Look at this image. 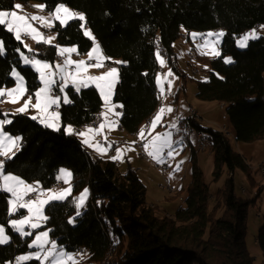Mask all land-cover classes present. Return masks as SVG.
Segmentation results:
<instances>
[{
	"label": "trees",
	"instance_id": "obj_1",
	"mask_svg": "<svg viewBox=\"0 0 264 264\" xmlns=\"http://www.w3.org/2000/svg\"><path fill=\"white\" fill-rule=\"evenodd\" d=\"M34 1L48 9L64 3L84 13L86 27L104 55L123 62L116 63L119 82L113 103L123 105L120 127L127 134L138 133L160 106L155 81L157 50L184 83L186 77L178 68L173 50L182 29L223 30L220 56L207 58L208 79L196 82V97L224 105L236 141L254 143L264 138V37L249 41L244 50L236 46L238 37L264 24V0H0V10H12L17 2ZM80 23L74 20L66 28L56 24L54 31L59 45L75 46L78 54L84 55L93 41L84 35ZM0 40L5 46V54L0 56V89L15 85L11 76L15 68L25 78L28 95L34 96L40 82L32 68L22 65L20 54H27L22 44L3 26ZM36 49L40 60L53 62L57 57L56 47L38 44ZM229 57L234 62L226 64L224 59ZM65 91L73 103H60L59 130L45 127L27 113L9 115L12 123L3 129L11 136L22 137L14 157L4 160L6 174L46 189L58 183L56 176L61 168L73 173L72 195L44 209L48 217L44 227L51 229L59 249H83L85 264H255L245 244L250 202L235 194L233 183L236 169L247 177L251 173L244 157L232 149L226 131L192 122L194 129L210 139L213 180L218 181L224 173L231 175L212 208L209 187L193 154L184 204L174 215L159 217L146 203L145 186L134 170L129 168L120 175L114 161L88 155L79 137L64 131L66 126H86L98 115L102 99L97 89L90 86L77 94L69 86ZM182 129L180 135L188 133L184 121ZM86 188L90 196L77 216L72 201ZM7 197L0 192V225L8 223ZM8 230L12 239L0 245V264L29 250L28 238ZM256 242L264 264V223Z\"/></svg>",
	"mask_w": 264,
	"mask_h": 264
},
{
	"label": "snow or ice",
	"instance_id": "obj_2",
	"mask_svg": "<svg viewBox=\"0 0 264 264\" xmlns=\"http://www.w3.org/2000/svg\"><path fill=\"white\" fill-rule=\"evenodd\" d=\"M36 7L39 11H43L45 8L44 5H37ZM14 8L16 10H0V26H3L8 32L13 33L18 41L22 42V37L27 36L36 43L52 45V42L56 37L45 36L33 26V22H38L43 28L52 29L55 27L56 22L59 23L60 27L66 28L70 22L78 20L81 22V29H85L84 35L93 41V47L91 51L87 53L88 61H75L71 59V55L78 54L77 47H61L56 45L57 55L64 57V59L63 64L56 65L55 69H53V67L46 61L37 59L35 56L28 57L21 53V60L25 65H30L31 68L38 73L42 85L34 93L35 104H32L33 95H28L25 78L15 68H13L11 72V76L15 80V86L12 89H0V96H8L12 98L10 102L16 103L20 98L28 95V98L24 101L23 107L18 108L16 112L22 113L29 107H33L38 113V116L31 117L33 120L38 119V122L45 127L59 130V113L49 111V109L53 105L59 108L61 101L64 104L73 103L72 99H70L65 91L69 86L79 94L82 89L94 85L99 92L101 99L104 101V111L100 113L102 120L98 127H88L84 132L78 133V135L83 137L82 143L84 145L93 148L101 155L106 154V152L111 149L112 144L107 142L105 129L110 132L119 127L118 118L121 113L115 112L114 109L123 107V105H117L111 102L115 85L119 82L118 70L116 68H111L99 76L88 75L90 68H102L104 66V61L108 59V57L103 54V51L99 43L96 41V38L92 35L91 30L86 29V17L84 13L73 11L64 3H58L55 8L49 12L48 16H28L27 14H19L17 10L22 11V5L20 4H16ZM142 31H147V29H142ZM191 35L194 40L200 36V34L197 33H192ZM224 35L225 33L223 31L203 34V36L200 37L203 40V43L197 44V51H200L202 55L219 57V44L222 42ZM259 38L260 37L254 29L237 39V47L246 48L249 46V41ZM29 52H31V49H29ZM4 54V42L0 40V56ZM156 58L161 67H164L165 61L161 57L159 50H157ZM90 61H95V63H89ZM224 62L230 64L234 61L229 57L225 58ZM116 63L123 62L116 61ZM145 75H147V73H145ZM170 77L172 79L175 78L171 69H169L163 78L160 74H157L156 84L160 92L158 99L166 98V94H171L172 79H169ZM57 79L59 80V91L60 93H63V96L53 95V87L57 85ZM165 84H167V93L165 91ZM172 111L173 109L170 106H161L147 130L141 128L138 133L139 140L143 142V150L145 154L158 165H163L174 159L175 155H178L181 150L179 145H182V141H174L171 132L156 133L155 135L152 134L156 127L161 123L163 116L165 114H170ZM7 115L8 114L5 113V118L0 120V156L11 159L12 156L15 155V152L19 150L22 137H12L4 132V126L12 123V121L7 118ZM110 116H115L116 119H111ZM170 127L176 128V123L173 122ZM64 131L69 135L76 134L71 126L65 128ZM96 136H104L107 147L101 146L99 142L94 143ZM133 150L134 149L131 146L116 148V155L111 158L122 162L124 154ZM9 153H11V155H9ZM182 163L183 161L180 162V164ZM179 167L180 165L177 164L175 171H179ZM72 177L73 173L70 170L61 168L56 179L63 182V184L68 185V187L60 191H44L40 188L38 183L35 185L29 184L19 176L6 174L4 172V161H0V192L9 194L7 199L8 215H14L20 209H26L28 212L27 216L10 221L9 226L12 230L18 233L22 238L27 237L32 233L31 231H25V227L34 230L40 227L42 221H47L48 217L44 215L45 207L50 203L64 202L68 199L72 192ZM169 179H172V176H170ZM34 192L38 193L35 199H26ZM88 195L89 190L85 189L79 197H76L72 201L76 207L77 216L81 215V210L85 206ZM41 197H46V199H42ZM73 222L74 218L69 220V223ZM9 242L10 236L6 233L4 227H0V245H5ZM28 247L35 248L37 251L29 255L17 257L16 264H24L25 261L31 259L39 260L40 264H45L46 261H50L51 264H78V261L73 255L66 253L62 248L58 249L56 242L49 240L48 231L38 233Z\"/></svg>",
	"mask_w": 264,
	"mask_h": 264
},
{
	"label": "rangeland",
	"instance_id": "obj_3",
	"mask_svg": "<svg viewBox=\"0 0 264 264\" xmlns=\"http://www.w3.org/2000/svg\"><path fill=\"white\" fill-rule=\"evenodd\" d=\"M16 4L22 5V11L17 10L19 12V14H27L28 16H32V15L48 16L49 12L55 8L54 7L53 9H48L44 3L36 2V1L29 2V3L17 2ZM37 5H44L45 6L44 10L39 11L38 8L36 7ZM12 10H16V9L14 8ZM9 11H11V10H9ZM56 24H59V23L56 22ZM56 24H55V26H56ZM33 26L36 27L39 31H41L45 36H55L56 37V39L53 40L52 45H47V46L55 47L56 45H58L61 47H73V46H62V45H59L57 43V35H56V32L54 31L55 27L52 29L43 28L40 26V24L38 22H33ZM261 26H264V24L257 26L255 28H252L251 30L247 31L246 33L255 29L259 37H264V27H261ZM86 29H89V28L86 27ZM83 31H85V29H83ZM183 31H184V33L182 34L183 36H181L174 43L173 50H174V54L176 56L178 68L182 73H184V75L186 77V81L184 83H182L183 81L178 76H176V74L171 70L174 77H175L174 79H172L171 77L169 78V79H172V89H171V94H170L171 97L169 100H166V99L161 100L160 99V106L158 107L155 114L150 118V123H151L152 119L156 116V114H157V112L161 106H170L173 109V111L170 114H165L163 116L161 123L156 127L155 131L152 134L155 135L156 133L171 132L169 130H166V128L169 129L170 125L173 122H175L177 124V122L179 121V118L187 119L189 111L195 113L198 116V119L194 120L192 122L198 123V121L201 120L200 122L202 123V125L204 127L212 128L215 130H222L223 132L226 131L225 129H222L223 127L228 128L229 132L228 131H226V132L229 133V134L228 133L227 134H228L229 142H230L232 149H234L236 152H238L239 149L242 148V154H244L245 157L247 158L246 162L249 166V170L251 173L250 177H247L243 173V171H241L240 169H236L233 173V183H234L235 194L238 197L250 202V205H249L248 211H247V219H246L245 244H246L247 250L249 251L251 256L254 258V263L255 264H262L263 256H262V252H261L258 244L256 243V237H257V234H258L260 227L264 223V180L261 178V176L259 175L257 170H258L259 164L264 160V141L259 140V141L252 143V144H247V143L242 144V143L235 142L232 134H230L231 131L229 130V122L225 116L224 108L221 107L218 102H204V101L198 100L196 97V91H197V83L196 82L197 81H206L208 79L209 64L207 63V58L213 57L211 55H202L200 53V51H197V44L203 43V40L200 38L203 36V34H207L209 32L218 33V32L223 31V30H221V29L209 30V31L200 32V33L192 31L191 33H197V34H200V36H198V38L195 40L191 36V41H188L186 39V37H185L186 32H185V30H183ZM223 38H222V42H223ZM200 39H201V42H200ZM210 39H214V38H210ZM237 39H236V41H237ZM18 42H20L22 44L24 50L26 51L27 54L23 53L25 56H28V57L35 56V58L39 59L36 56V52H37L36 46L38 44H43V43H36L35 41H33L29 37H27V38L22 37V42L21 41H18ZM222 42L219 44V46L222 44ZM44 45H46V44H44ZM236 46H237V43H236ZM92 47H93V45H92ZM92 47H91V49H92ZM237 48L239 50L246 49V48H239V47H237ZM29 49H31V52H29ZM91 49H90V51H91ZM87 53L84 55L72 54V55H76V56L73 57L71 55V59L75 60V61H79V60L88 61ZM20 58H21V56H20ZM59 58H61V61L58 60ZM63 59H64V57L57 55L56 59L53 62H51V61H46V62H48L53 67V69H55L56 65H58V64L62 65L63 64ZM42 61H44V60H42ZM108 61H109V63H107ZM164 61H165V59H164ZM21 62H22L23 66H28L31 68L30 65H25L22 60H21ZM117 64H119V63H117ZM117 64H116L115 60L106 59L104 61V66L102 68H99V69L90 68L88 71V75L99 76V75L104 74L105 72H107L111 68H116L118 70V76H119V69H118ZM158 67H159V69L156 72V77H157V74H160L161 77L163 78L164 75L170 69V68H168L166 61H165L164 67H161L160 63L158 62ZM37 75H38V73H37ZM38 80L40 82L39 75H38ZM58 85H59V80L57 79V85L53 87V89L57 88V90L54 89V91H56L57 93L60 92ZM116 85H115V88H116ZM14 86L10 87L9 89H12ZM41 86L42 85L40 83L39 88ZM166 86H167V84H165V87ZM115 88H114V90H115ZM113 94H114V92H113ZM57 95H59V94H57ZM62 96H63V93H62ZM4 98L5 97H3V98L1 97V99H0L2 101L1 104H3V105L0 104V109L2 110V117H0V120L5 118L4 114L6 112H4V111H5L6 107H10L13 110L12 113H7L8 119H9V115L19 114L16 112V110L18 108L23 107L24 101L28 98V95L23 96L16 103L10 102L12 99L10 97H8L6 100ZM166 98H168V95H166ZM111 102L113 103V95L111 97ZM32 104H35L34 96H33ZM221 105H223V104H221ZM29 109L31 110V112L38 114L37 111L33 107H29L25 112H22V113H29ZM49 111H51V110L49 109ZM102 111H104V101L103 100H102L101 112ZM114 111L117 112L116 109H114ZM120 117H121V115L119 116L118 119H120ZM110 118L116 119L115 116H110ZM142 128H144V126ZM105 132L107 135V142L108 143L112 144L111 141L114 140L115 138H117L119 141H116V142H122L123 147L124 146L125 147L131 146L134 149L133 151L126 152L124 156L127 155L126 158L129 160L133 169L134 170L138 169V171L140 172V175L138 174L139 178L142 181V183L144 184L145 189H146L145 190V201L150 207H152L155 210L157 216L168 217V215H166V213L169 214V212L172 210L175 213L176 210L181 206V204H182L181 202L186 197L185 189H186L187 184L191 180V163H190L191 150H190V148L184 144L182 146H179L181 148V150L179 151V154L175 155L174 159L165 163V164H167V169L160 170L157 168L158 164L154 163L145 154V152L143 150V146H142V148L137 146L138 145L137 141H132V140L125 139V138L122 139V137L120 135H123L124 137H126L125 135H127V134H125L124 132H121L119 130V128H116L114 131H110V132H108L107 129H105ZM7 135H9V134H7ZM12 137H15V136H12ZM148 138H150V137H148ZM195 139H196L195 135L192 134V142H193V145L195 147V152H194L195 159H196L197 165L199 166V168L201 169V171L203 173L204 182L209 187V192L211 195L210 206L212 208V206L215 203V198L217 196L218 191L223 189L226 179L228 177H230L231 175H227L226 173H224L223 175H221V177L219 178L218 181H214L213 177H212L214 155H213L211 149L209 148V146H207L202 151L197 150L196 145H195ZM99 140L100 141L103 140V142H105L104 136H99L97 141H99ZM133 142H135V143H133ZM243 147H247V148L245 149ZM142 153L146 157H142L139 155ZM9 155H11V153H9ZM124 156H123L122 162L120 161L121 162V168L123 169V171H125L127 168L126 162H125L126 159ZM13 157L14 156H12V158ZM3 158H6V157L0 156V161H3L2 160ZM5 160H7V159H5ZM181 161H183L182 164H180ZM177 164L180 165L179 171H175ZM124 166H125V169H124ZM170 176H172V179H169ZM27 183H29V182H27ZM29 184L35 185L37 183H29ZM67 187H68V185L63 184V182H62V186L60 185L59 187L52 186V187L43 189L40 186V188L43 189L44 191H47V190L60 191V190H63ZM169 189H171V190H169ZM83 191L84 190L79 192L77 194V196H75V197H79V195ZM5 194L7 196H9V194H7V193H5ZM37 194L38 193L34 192L29 197H27L26 199H35ZM169 194L173 195L172 198H169ZM71 195H72V192H71ZM41 198L46 199V197H41ZM7 199H8V197H7ZM20 211H23V212H20ZM220 214H221V212L218 213V216ZM27 215H28V212L26 209H20L16 214L11 215V216L8 215L9 218H8L7 225H0V227L5 228L6 233L10 236V242L12 239V236L10 235L9 230H8V228H10L12 230V228L9 226L10 221L13 219H20V218L27 216ZM44 215H45V213H44ZM44 225H45V221H42L40 227H38L34 230L30 229L28 227H25V231H31L32 234L30 236L23 237V238L18 233L14 232L13 230H12V232L14 234L20 236L22 239L28 238V245L32 242V240L35 238V236L38 233L44 232V231L49 232V240L53 241L51 229L44 227ZM46 247H48V246H46ZM36 251H37V249H35V248H29L28 252L23 253V254H19L12 261H7L4 264H16V258L17 257L29 255V254L34 253ZM65 252L73 255L76 258V260L78 261V264H85L84 263V260L86 258L85 253L68 252V251H65ZM31 261H36V262H38V264H40V261L36 260V259H31V260L25 261L24 264H27ZM45 264H51V262L46 261Z\"/></svg>",
	"mask_w": 264,
	"mask_h": 264
},
{
	"label": "crops",
	"instance_id": "obj_4",
	"mask_svg": "<svg viewBox=\"0 0 264 264\" xmlns=\"http://www.w3.org/2000/svg\"><path fill=\"white\" fill-rule=\"evenodd\" d=\"M183 30H185V29H182V31H181V36H183L182 34L184 33V31ZM185 32H186V35H185V37H186V39L188 40V41H191V32L192 31H188V30H185ZM195 32H198V31H195ZM200 33V32H199ZM89 52V51H88ZM108 63V62H107ZM119 77V76H118ZM155 81H156V78H155ZM118 84V83H117ZM117 86V85H116ZM167 87V86H166ZM96 88V87H95ZM156 88H157V84H156ZM4 89H9V88H4ZM157 91H158V88H157ZM159 92V91H158ZM160 93V92H159ZM166 93H167V89H166ZM58 94H59V96H62V93H60V92H58ZM168 95V98H163V100H169L170 99V97H171V95L170 94H167ZM1 97L3 98V97H5L4 99L6 100L7 98H8V96H0V99H1ZM162 100V99H161ZM62 102V101H61ZM220 104V106L221 107H223L224 108V105H221V103H219ZM1 105H3V104H1ZM118 105V104H117ZM102 107V106H101ZM50 110L51 111H54V112H58V108L55 106V105H53L51 108H50ZM12 108H10V107H6L5 108V111L4 112H6V113H12ZM116 111L117 112H119V113H122V110H121V108H116ZM59 113V112H58ZM100 113H101V108H100V111H99V113H98V116L100 117V123H101V120H102V118H101V116H100ZM27 114H29L31 117H33V116H38V114H36V113H34V112H31V110L29 109V113H27ZM185 119L184 118H179V121L177 122V124H176V128H166V130H169V131H171V133H172V139L174 140V141H182V145L184 144V145H186L187 147H189L190 148V150H191V156L194 154V152H195V147H194V145H193V142H192V134L193 133H184V134H181L180 135V131L181 130H183L182 129V124H183V121H184ZM36 121H38V119L36 120ZM201 121V120H200ZM200 121H198V123L197 124H199L200 126H202V127H204L203 125H202V123L200 122ZM99 123V124H100ZM99 126V125H98ZM168 126V125H167ZM61 127V123H60V119H59V128ZM68 126H66L65 128H67ZM89 126L88 125H86V126H83V127H81L80 128V132H84L85 131V129L86 128H88ZM49 128V127H48ZM119 130L121 131V132H124L122 129H121V127H120V119H119ZM52 129V128H51ZM73 130H74V133H76V135L79 137V139H80V141L82 142V140H83V137H81V136H79L78 135V132H77V129H74V128H72ZM222 129H225L226 131H228V128L227 127H223ZM229 130L231 131V133L230 134H232V136H233V138H234V140H235V142H237V143H242L243 144V142H238V141H236V139H235V136H234V133H233V131H232V128L230 127V125H229ZM79 132V133H80ZM229 132V131H228ZM227 132V133H228ZM125 134H127L126 132H124ZM139 133V132H138ZM138 133H134V134H127V135H125L126 137H124L123 135H120L121 137H122V139H129V140H132V141H137L138 143L137 144H139L141 141L139 140V138H138ZM123 134V133H122ZM229 134V133H228ZM98 137L99 136H96L95 137V141H94V143L95 142H99V144L101 145V146H105V147H107V144L105 143V142H103V140H99V141H97V139H98ZM102 139V138H101ZM121 140V139H120ZM116 141H119L117 138H115L114 140H112L111 141V143H112V147H111V149H109L107 152H106V154H103V155H101V154H99V153H97L93 148H89V147H87L86 145H84L85 146V148L87 149V151L91 154V155H95V156H97V157H101V158H107V159H110V160H112V161H114L115 163H116V165H117V169H118V173L120 174V175H122V174H124L126 171H127V169H132V170H134L133 169V167L131 166V164H130V162H129V160L126 158V156H124L125 157V162H126V170L125 171H123V169L121 168V162H120V160H113L111 157H113V156H115L116 155V148H124L123 147V143L122 142H116ZM262 141H264V138L262 139ZM244 144H246V143H244ZM247 144H252V143H247ZM182 145H179V146H182ZM195 145H196V139H195ZM243 148H247V147H243ZM243 157H244V159L246 160L247 158L245 157V155L244 154H242V148H240L239 149V151H238ZM125 155V154H124ZM140 156H141V154H139ZM194 156H195V154H194ZM5 159H7V158H3L2 160L4 161ZM247 161V160H246ZM124 169H125V166H124ZM136 173H137V175L139 174L140 175V172L138 171V169H136V170H134ZM258 171V170H257ZM139 175H138V177H139ZM58 183H60L61 184V186H62V182L61 181H58ZM86 189H88V188H86ZM173 189V188H172ZM181 189V188H180ZM85 190V189H84ZM77 196V195H76ZM89 196H90V192H89V195H88V198H89ZM172 196L173 195H170L169 194V198H172ZM76 197L74 196V199H75ZM88 198H87V200H88ZM86 200V201H87ZM86 203V202H85ZM182 204H181V206L184 204V200L181 202ZM173 211V210H172ZM172 211H170L169 212V214H167L166 213V215H168V216H172V215H174V211L172 212ZM257 243V242H256Z\"/></svg>",
	"mask_w": 264,
	"mask_h": 264
},
{
	"label": "built area",
	"instance_id": "obj_5",
	"mask_svg": "<svg viewBox=\"0 0 264 264\" xmlns=\"http://www.w3.org/2000/svg\"><path fill=\"white\" fill-rule=\"evenodd\" d=\"M23 38H27V36H24ZM200 42H201V39H200ZM72 56L75 57L76 55H72ZM89 63H95V61H90ZM54 89L57 90V88H54ZM54 89H53V95H57L58 93L56 91H54ZM189 113H190L191 118H195L196 120L198 119V116L195 113H193L191 111ZM99 123H100V117L97 115L87 125L89 127L96 128V127H98ZM77 132L78 133L80 132V128L77 129ZM199 137H200V148H203V150H204L209 145L208 136L205 133H203V135H199ZM137 146L142 148L143 142H140ZM141 156H145V155L142 153ZM157 168L160 170H165V169H167V164L157 165ZM258 173L261 176V178L264 180V160L258 166ZM59 185H60V183H59ZM57 187H59V186H57ZM79 251H84V250L78 249L77 253H79Z\"/></svg>",
	"mask_w": 264,
	"mask_h": 264
},
{
	"label": "bare ground",
	"instance_id": "obj_6",
	"mask_svg": "<svg viewBox=\"0 0 264 264\" xmlns=\"http://www.w3.org/2000/svg\"><path fill=\"white\" fill-rule=\"evenodd\" d=\"M58 60L61 61V58H59ZM166 89H167V87H165V91H166ZM157 94H158V97H159L160 96V93L157 92ZM1 102L2 101H0V104H1ZM194 120H196V119L195 118H191L190 117V113H188L187 119L184 120V126H185V129L188 131V133H193L195 135V138H196V148H197V150H199V151L201 150L202 151L203 148H200V137H199V135H203L204 132L193 128L192 121H194ZM149 124H150V119L144 125V128L146 130H147ZM208 142L210 143L209 137H208ZM86 152L88 153V155L92 156L88 151H86ZM142 157H146V156H142ZM60 185H59V183H57L55 186H60ZM169 190H171V189H169ZM113 240H115V239L113 238ZM79 253H84V251H79Z\"/></svg>",
	"mask_w": 264,
	"mask_h": 264
}]
</instances>
